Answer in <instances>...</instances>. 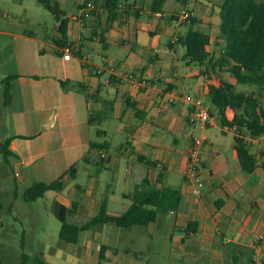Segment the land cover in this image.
Returning <instances> with one entry per match:
<instances>
[{"label":"crops","instance_id":"1","mask_svg":"<svg viewBox=\"0 0 264 264\" xmlns=\"http://www.w3.org/2000/svg\"><path fill=\"white\" fill-rule=\"evenodd\" d=\"M223 1L165 0L161 12L152 13L150 0H119L108 23L106 0H51L66 20L65 41L51 13L53 28L43 27V39L37 40L31 33L13 34V17L0 12L6 19L0 35L20 41L7 108L16 99L19 106L6 119L13 131L6 139L12 138L9 148L18 157L14 164L32 183H51L75 168V178L65 179L62 191H47L37 200L73 211L67 221L75 223L101 209L107 216L121 215L131 204L125 196L144 179L154 189L180 194L171 213L158 214L146 227L106 224L81 231L75 244L46 245V264H251L255 257L264 264V134L246 138L256 159L254 171L246 173L234 129L221 126L207 98L209 86L225 82L235 92H254L264 109V86L247 92L248 85L237 83L225 68L189 63L179 43L189 29L205 33V50L216 60L225 45L219 32ZM89 2L96 8L85 16ZM16 5L22 9V0ZM185 13L189 19H183ZM25 43L33 44L31 50ZM66 45L68 60L61 51ZM186 96L209 110V124L188 122ZM233 116L227 109V119ZM197 138L204 139L201 197L184 179L190 143ZM91 143L100 147L90 148Z\"/></svg>","mask_w":264,"mask_h":264},{"label":"trees","instance_id":"2","mask_svg":"<svg viewBox=\"0 0 264 264\" xmlns=\"http://www.w3.org/2000/svg\"><path fill=\"white\" fill-rule=\"evenodd\" d=\"M45 10L51 13L55 20H59L58 33L63 41L66 40V20H60L63 15L58 8L51 4V0H36ZM152 13L161 12L165 0H150ZM183 3L186 0H175ZM119 0H106L104 8L108 12L107 21L115 19ZM219 32L225 45L216 60L209 59L205 47L209 37L200 31L189 29L179 38V43L185 48L184 57L189 63L203 65L212 63V68H225L236 80L243 85L264 86V0H224L219 8ZM192 21V20H191ZM17 75H7L1 81V97L6 107L11 102L12 82ZM69 82H60L65 87ZM208 101L214 107L221 126L234 129V147L241 168L251 173L256 168V159L249 152L246 138H257L264 134V109L260 106L253 93L235 92L233 85L221 82L219 87H208ZM233 111L232 120L226 117V110ZM88 122L91 123L90 117ZM12 138L0 142V153L4 162L18 157L10 150ZM100 146L91 143L90 148ZM261 168L263 171L264 192V153H262ZM75 178V168L70 167L64 174L51 183L35 182L23 192L21 199L25 203H33L43 197L47 191L60 192L65 187V179ZM15 198L17 196H14ZM131 201L127 210L118 216H107L104 210L92 218H83L81 223H69L68 216L74 212L63 205L53 202L51 210L59 222L58 237L60 240L75 244L81 231L92 230L106 224L122 229L146 227L154 222L158 214H167L175 209L180 201V194L169 188L154 189L148 180L144 179L136 185L133 191L125 196ZM3 206L0 203V212ZM25 263L27 255L21 254ZM102 259V255H101ZM43 264V263H40Z\"/></svg>","mask_w":264,"mask_h":264},{"label":"rangeland","instance_id":"3","mask_svg":"<svg viewBox=\"0 0 264 264\" xmlns=\"http://www.w3.org/2000/svg\"><path fill=\"white\" fill-rule=\"evenodd\" d=\"M16 1L0 0V12L14 19L12 33L15 35L31 33L37 40H42L41 29L45 27L50 30L54 26L52 15L35 0H22V9L16 5ZM5 24V17L1 18L0 30L6 29ZM49 34L51 31L47 33ZM19 42L18 38L0 35V142H4L6 137L13 132L11 120L6 119L10 112L18 109L19 106L16 99L7 108L3 105L1 97L2 79L16 72L14 54L15 46ZM25 44L27 49L31 50L33 44ZM22 45L24 46L23 43ZM245 90L259 92L261 88L248 85ZM15 167L16 164L12 158L6 163L0 153V191L4 192L0 194V203L3 206L0 212V264H46L48 258L45 257L47 253L45 246L55 247L56 243L60 242L58 237L60 225L46 200H37L33 203L22 201L21 196L24 190L32 182L27 177L19 180ZM82 219L79 218L75 223H81ZM21 254L27 255L25 263L22 262Z\"/></svg>","mask_w":264,"mask_h":264},{"label":"built area","instance_id":"4","mask_svg":"<svg viewBox=\"0 0 264 264\" xmlns=\"http://www.w3.org/2000/svg\"><path fill=\"white\" fill-rule=\"evenodd\" d=\"M96 8V5L89 2L85 5L84 13L85 16H89L90 12L93 11ZM190 15L188 13H185L183 15V19H189ZM61 51L64 53L63 58L65 60H68L71 58V49L69 45L64 46ZM124 77L130 76V74H123ZM184 102L191 104V111L188 114V122L190 124H200L203 126H206L209 124L212 120L209 110L201 103L199 100H194L190 96H186L184 98ZM246 141H248L246 139ZM204 147V139L203 138H197L192 139L189 147V151L187 154V161L185 165V172H184V179L185 182L189 185L191 188V193L195 197H201L203 194V181L200 176L201 171V151ZM172 210L169 211L171 213ZM262 240L259 238L254 243L253 247L255 250H258L261 246ZM251 264H261L259 258L255 257Z\"/></svg>","mask_w":264,"mask_h":264},{"label":"water","instance_id":"5","mask_svg":"<svg viewBox=\"0 0 264 264\" xmlns=\"http://www.w3.org/2000/svg\"><path fill=\"white\" fill-rule=\"evenodd\" d=\"M15 171H16V176L18 177L19 180H23L24 179V175L22 174V168L20 164H16L15 167Z\"/></svg>","mask_w":264,"mask_h":264}]
</instances>
